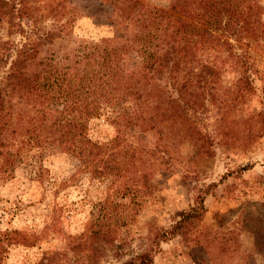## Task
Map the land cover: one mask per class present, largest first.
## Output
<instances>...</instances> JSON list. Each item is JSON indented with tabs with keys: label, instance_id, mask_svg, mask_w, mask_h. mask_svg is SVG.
Instances as JSON below:
<instances>
[{
	"label": "trees",
	"instance_id": "16d2710c",
	"mask_svg": "<svg viewBox=\"0 0 264 264\" xmlns=\"http://www.w3.org/2000/svg\"><path fill=\"white\" fill-rule=\"evenodd\" d=\"M106 2L120 19L108 16L113 35L91 40L72 36L75 19L91 12L75 0H0V182L20 167L43 186L50 181L45 159L61 154L76 164L72 178L88 175L99 192L80 233L60 231L56 224L64 215L58 207L39 230L0 231V264L8 246H31L53 233L63 234L72 250L93 249L101 238L113 242L153 194V177L165 171L174 138L211 144L194 119L209 110L206 100L217 104L216 128L224 142L248 146L264 132V85L262 109L241 120H227L232 102L220 99L230 91L243 104L255 93L256 80L264 82V0H169L164 7L145 0ZM131 53L140 59L134 72L124 64ZM228 76L231 85L222 89L218 84ZM102 123L113 135L99 137ZM145 131L155 136L154 145L131 139ZM205 211L199 192L158 241L185 237ZM258 234L254 247L264 256ZM150 252L120 264H152ZM64 254L52 250L34 264H66L59 258Z\"/></svg>",
	"mask_w": 264,
	"mask_h": 264
},
{
	"label": "rangeland",
	"instance_id": "374dc122",
	"mask_svg": "<svg viewBox=\"0 0 264 264\" xmlns=\"http://www.w3.org/2000/svg\"><path fill=\"white\" fill-rule=\"evenodd\" d=\"M145 1L161 7L169 3V0ZM75 3L80 9L91 12L79 15L72 23L73 38L99 40L113 35L107 17L117 20L120 17L115 11L111 12L106 0H75ZM98 7H103L104 11L94 12ZM44 24L50 25L51 19H46ZM3 33L0 25V36ZM13 38L17 40L19 36ZM139 62L135 53L124 59L130 72L138 69ZM260 69L264 72V65ZM231 78L226 77L218 85L222 89L229 88ZM263 85V81L256 80L255 93L243 104L233 101L230 91H225L220 99L232 102L226 113L227 120H241L262 109ZM133 103L129 102L131 113L136 100ZM206 103L209 110H199L194 119L200 133L212 139L211 144L174 138L173 146L168 147L165 171L153 177V194L133 221L118 228L113 242L101 238L92 243L93 249L72 250L67 249L72 245L63 234L53 233L31 246H8L3 263L34 264L50 251L57 250L65 253L59 258L66 264H120L150 247L152 264H264V256L254 247L255 231L264 238V132L260 131L248 146L226 143L216 128L221 116L217 113V104L209 100ZM113 133L110 125L102 123L98 135L105 138ZM131 139L148 146L155 142L150 131L135 132ZM44 164L50 170V181L43 186L27 179L20 167L13 178L0 182V231L39 230L50 219L48 212L53 207L60 208L64 215L56 224L60 231L75 234L84 229L94 207L92 201L99 195L95 185L83 173L74 180L76 164L66 156L49 155ZM64 180L66 186L61 185ZM199 192L204 195L206 210L201 220H192V230L185 237L159 242L158 236L194 203ZM259 221L262 224H258ZM198 234L200 242L196 240Z\"/></svg>",
	"mask_w": 264,
	"mask_h": 264
}]
</instances>
